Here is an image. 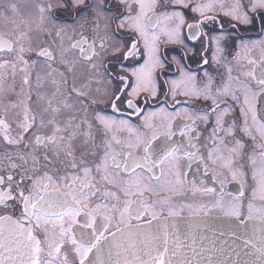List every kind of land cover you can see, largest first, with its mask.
Listing matches in <instances>:
<instances>
[{
	"label": "snow or ice",
	"instance_id": "1",
	"mask_svg": "<svg viewBox=\"0 0 264 264\" xmlns=\"http://www.w3.org/2000/svg\"><path fill=\"white\" fill-rule=\"evenodd\" d=\"M24 7L0 5V264H221L264 213V0Z\"/></svg>",
	"mask_w": 264,
	"mask_h": 264
},
{
	"label": "water",
	"instance_id": "2",
	"mask_svg": "<svg viewBox=\"0 0 264 264\" xmlns=\"http://www.w3.org/2000/svg\"><path fill=\"white\" fill-rule=\"evenodd\" d=\"M260 223L251 221L244 238L236 240L234 244L229 239L228 244L223 246L225 251L217 254V259L221 264H224V262H227V264H264V237L260 232ZM220 239L224 238L221 237ZM211 242L212 237L209 233V239L204 241V245L208 246ZM216 243L219 247V240ZM229 248L232 249L231 252L228 251Z\"/></svg>",
	"mask_w": 264,
	"mask_h": 264
},
{
	"label": "flooded vegetation",
	"instance_id": "3",
	"mask_svg": "<svg viewBox=\"0 0 264 264\" xmlns=\"http://www.w3.org/2000/svg\"><path fill=\"white\" fill-rule=\"evenodd\" d=\"M185 32H186V29H185ZM241 35H244L245 38H249V37L256 38V34L253 33V32L246 33V34L243 33V32H241ZM45 39H46V43L47 44L51 45L52 47H55V44L52 43V38L49 37V38H45ZM185 42L187 44H189V46H191L193 43H197L198 44V42H193V41H190V40H187V39L185 40ZM178 47L179 46H177V45H162L161 46V50L163 51L165 49H172V48H178ZM4 58L5 59H8L9 57H4ZM208 58L211 60V50H209V52H208ZM187 63L190 65V67L192 69H196L197 68V65L196 64H193L190 61H188ZM209 70L212 71V72H216L217 71V69H216V67H215L214 64L213 65H210ZM168 72H169V75L170 76H175L176 75L174 68L173 69H169ZM201 75H202V73H201ZM17 84H19V78L17 79ZM180 99H184V98L181 97ZM168 103L171 104L172 101L169 100ZM189 103H194V102L189 101ZM150 106L151 107H155L156 106V102L155 101H150ZM14 115H15L14 112L10 111L9 112V115H8L9 120L14 119ZM0 150H2V149H0ZM230 189H231L232 192L235 193V192L238 191V185H236L235 183H233L232 185H230ZM246 210L247 209L245 207V211ZM184 215L186 216L187 215V212H185ZM262 217H264V213H261V214H258V215L257 214H254L252 216V220L251 221L254 220V221L261 222Z\"/></svg>",
	"mask_w": 264,
	"mask_h": 264
},
{
	"label": "rangeland",
	"instance_id": "4",
	"mask_svg": "<svg viewBox=\"0 0 264 264\" xmlns=\"http://www.w3.org/2000/svg\"><path fill=\"white\" fill-rule=\"evenodd\" d=\"M8 2V0H0V5H2L3 3ZM13 2H16L18 4L21 5V11H20V16L17 17V20H22V19H26L27 15H28V9L26 7H24V5H26L28 3V0H13ZM2 30V29H0Z\"/></svg>",
	"mask_w": 264,
	"mask_h": 264
}]
</instances>
